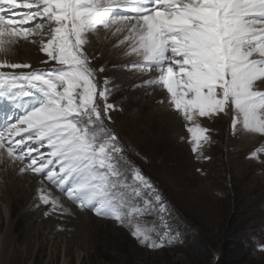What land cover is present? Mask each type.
Returning a JSON list of instances; mask_svg holds the SVG:
<instances>
[{
    "label": "snow or ice",
    "instance_id": "6c2138e0",
    "mask_svg": "<svg viewBox=\"0 0 264 264\" xmlns=\"http://www.w3.org/2000/svg\"><path fill=\"white\" fill-rule=\"evenodd\" d=\"M109 34L112 47L136 57L124 68L151 73L144 84L166 90L159 103L188 122L191 150L202 154L210 136L201 118L229 114L234 134L264 137V0H0V164L39 178L45 216L68 211L51 185L156 250L179 234L110 127L111 81L101 82L100 57L88 51L93 36ZM21 43L52 66L13 59ZM153 214L161 227L143 219Z\"/></svg>",
    "mask_w": 264,
    "mask_h": 264
},
{
    "label": "rangeland",
    "instance_id": "374dc122",
    "mask_svg": "<svg viewBox=\"0 0 264 264\" xmlns=\"http://www.w3.org/2000/svg\"><path fill=\"white\" fill-rule=\"evenodd\" d=\"M112 38L101 45L94 37L93 45H88L89 53L100 57L93 65L105 69L98 78L111 81L108 102L115 110L110 113V127L128 159L161 194L170 210L167 222L173 234H179L178 241L150 250L114 219L98 217L87 209L77 211V205L51 185L48 187L63 196L68 211L45 216L49 206L38 199V177L20 175L19 165L6 171L0 164V249L10 221L12 238L19 239L7 250L9 257L17 256L16 261L5 264H264V155L253 159L248 152L264 137L234 134L229 114L201 118L199 123L209 129L210 142L203 145L202 154H194L187 122L180 118L181 124L173 130L171 125L176 121L164 122L172 110L168 108L163 114L150 109L147 92L137 86L143 81L130 83L144 78L123 67L136 57L118 58L120 51L109 47ZM31 46L21 43L16 60L34 63ZM35 55L42 58L38 52ZM150 93L155 107L161 105L159 88L153 86ZM143 219L161 227L155 214ZM50 223L67 242L47 237ZM32 231L44 235L29 241ZM65 244L69 245L67 250Z\"/></svg>",
    "mask_w": 264,
    "mask_h": 264
},
{
    "label": "bare ground",
    "instance_id": "6f19581e",
    "mask_svg": "<svg viewBox=\"0 0 264 264\" xmlns=\"http://www.w3.org/2000/svg\"><path fill=\"white\" fill-rule=\"evenodd\" d=\"M110 35V34H109ZM111 36V35H110ZM113 39V38H112ZM99 41H97V42H100L101 43V45H102V43L104 42V41H106L107 39H104V38H99L98 39ZM111 40V39H110ZM96 42V41H95ZM109 42V41H108ZM107 45V44H106ZM110 45V44H109ZM108 45V46H109ZM112 52V51H111ZM111 55V54H110ZM114 55V54H113ZM117 58V57H116ZM114 63V62H113ZM116 66V65H115ZM119 66H121V65H119ZM139 76V75H138ZM155 88H159V86H157V85H155L154 86ZM152 88V87H151ZM130 95V94H129ZM161 96H162V92L161 93H159V98L158 99H160L161 98ZM144 97V96H143ZM146 98H149V101H150V105H148L149 107H151L150 109H152V108H155V109H158V111H160V113H163V114H165L164 113V111H168V105H166V102L164 103V104H161V105H158L157 107H155V105H154V101H153V98H151L150 96L148 97V96H145ZM143 98H141V99H139V101L141 102V100H142ZM143 103V102H142ZM125 104V103H124ZM144 107V106H143ZM153 111V110H152ZM161 115V114H160ZM156 116V115H155ZM176 121V123H174L173 125H171L172 126V128H173V130H176L177 129V127H178V122H179V124H181L180 123V118L176 115V113H171V117H169V116H166L165 118H164V122H165V124H166V122H167V124L169 125V122H172V121ZM173 121V122H174ZM163 122V121H162ZM172 122V123H173ZM183 123V122H182ZM161 124V123H160ZM163 124V123H162ZM163 126V125H162ZM170 127V126H169ZM250 148V147H249ZM65 205V204H64ZM67 206V205H66ZM12 228H13V223L10 221L9 222V226H8V232H7V237H4V240H3V242H2V245H1V249H0V253H1V258H0V264H5L7 261H16V258H17V256L16 255H14V256H10L9 257V253L7 252V250H8V246L9 245H11L12 243H13V241H15V240H19V239H17V237L16 238H12V234L10 233V231L12 232ZM45 233H47V237L48 238H50L51 237V239H53V241H56V242H61V241H66L67 242V239H65V235L63 234V233H59L57 230H56V228H55V224L54 223H50V224H48L47 226H46V231H45ZM42 235H44V233H39V231H32V233H30V237H29V241L30 240H32V239H36V238H40V237H42ZM19 238V237H18ZM43 245H44V243H42V245H40L39 246V249H42V247H43ZM30 245L28 244L27 245V247H29ZM65 246V249L67 250V248L69 247V245H67V244H65L64 245ZM11 258L13 259V260H11ZM11 264H12V262H10Z\"/></svg>",
    "mask_w": 264,
    "mask_h": 264
}]
</instances>
